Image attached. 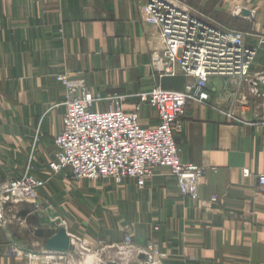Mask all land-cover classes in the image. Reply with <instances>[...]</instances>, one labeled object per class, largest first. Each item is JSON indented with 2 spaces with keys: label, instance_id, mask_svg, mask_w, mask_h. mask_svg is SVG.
<instances>
[{
  "label": "crops",
  "instance_id": "1",
  "mask_svg": "<svg viewBox=\"0 0 264 264\" xmlns=\"http://www.w3.org/2000/svg\"><path fill=\"white\" fill-rule=\"evenodd\" d=\"M146 1L0 0L4 177L21 176L39 128L34 166L46 184L39 191L38 211L26 220L6 209L0 264H34L15 235L22 233L21 226L38 225L54 229L50 237L65 226L71 236L103 250L122 245L130 234L136 247L154 242L164 256L162 264H264V192L258 183L264 175L263 81L253 86L213 76L208 79L209 100L188 105L183 129L175 136L182 160L206 169L199 202L181 195L168 169H157L143 188L133 181L119 186L76 182L69 169L61 174L49 169L66 112L67 91L58 75L83 80L94 97L121 95L127 113L136 110L141 94L157 85L182 91L187 84L180 78L160 79L152 67L163 46L158 31L141 19ZM174 1L244 33L248 45L258 46L264 37V0ZM250 78H264V46ZM110 107L108 101H98L94 110ZM139 116L144 127L159 123L157 111L149 106ZM212 197L218 201L210 202ZM38 242L43 245L36 240L35 250H41Z\"/></svg>",
  "mask_w": 264,
  "mask_h": 264
},
{
  "label": "built area",
  "instance_id": "2",
  "mask_svg": "<svg viewBox=\"0 0 264 264\" xmlns=\"http://www.w3.org/2000/svg\"><path fill=\"white\" fill-rule=\"evenodd\" d=\"M141 19L161 37L162 55L155 53L154 70L160 79L183 76L190 79L184 91H171L161 85L139 96V104L132 113L124 110V97L115 94L107 99L94 97L83 80L70 74H61L57 81L67 89L63 129L54 139V160L49 169L53 174L71 170L76 179L106 180L117 184L133 181L145 187L157 169H168L177 180L183 197L201 201L200 188L206 171L180 157L175 134L183 129V118L192 101L209 100L208 79L223 76L241 79L257 86L250 72L258 49L264 46V37L258 46L247 43L245 34L223 28L215 22L198 18V14L174 4L170 0H147L140 7ZM109 101L106 111H94L98 101ZM143 106L155 109L159 116L157 125L140 124ZM31 169L19 179L9 180L0 186V225L6 218L5 204L11 202L37 203L39 191L45 182L32 175ZM249 177L250 171L245 170ZM264 192V175L258 177ZM213 197L210 202H217ZM130 247L132 242L126 239ZM144 254L147 264H157L164 256L155 245Z\"/></svg>",
  "mask_w": 264,
  "mask_h": 264
},
{
  "label": "rangeland",
  "instance_id": "3",
  "mask_svg": "<svg viewBox=\"0 0 264 264\" xmlns=\"http://www.w3.org/2000/svg\"><path fill=\"white\" fill-rule=\"evenodd\" d=\"M172 1L174 4L176 5H180L181 7H185L191 11H193L195 14H198V18L201 19V20H204L206 22H216L212 17L210 16H207L206 14L202 13L199 11V9H197L196 7L194 6H191V5H188L187 3H182V2H178V1H174V0H170ZM191 4H194V3H191ZM239 32V31H237ZM242 33V32H241ZM244 34V33H243ZM260 49V48H259ZM157 52V51H156ZM159 55H162V49L158 51ZM155 55V54H154ZM258 55V54H257ZM257 57V56H256ZM155 60V59H154ZM153 60V62H154ZM153 67V65H152ZM154 69V67H153ZM155 71V70H154ZM156 72V71H155ZM157 73V72H156ZM67 74V73H65ZM61 75V74H60ZM59 76V75H58ZM57 76V77H58ZM70 76L72 78H74L71 74ZM57 77H56V80H57ZM178 79L180 78L181 80L183 81H186V82H190L191 80L190 79H187L183 76H180V77H177ZM75 80H77L76 78H74ZM175 80H178L176 78H174ZM178 80V81H181V80ZM173 80V81H175ZM79 81V80H78ZM58 82V81H57ZM61 85V84H60ZM62 86V85H61ZM185 86H186V83H185ZM65 88V87H64ZM166 88V87H165ZM185 88V87H184ZM66 89V88H65ZM88 89V88H87ZM153 89V88H152ZM151 89V90H152ZM166 90H170V89H166ZM185 89H183L182 91H184ZM67 91V89H66ZM89 91V89H88ZM171 91H178V90H171ZM90 92V91H89ZM91 93V92H90ZM92 94V93H91ZM93 95V94H92ZM107 99V98H105ZM106 101V100H105ZM109 102V101H108ZM110 103V102H109ZM111 104V103H110ZM94 110V109H93ZM95 111V110H94ZM245 111V110H244ZM249 114H252V113H249ZM251 117V116H250ZM183 122V121H182ZM40 138H41V131L40 129H36L35 132H34V135H33V139H32V143H31V146H30V152H29V157H28V162L26 164V168L24 171H22L21 173V176L19 178H21L28 170V168L30 167L31 171L30 173L36 177H38L35 173V166H34V159H35V155H36V152L38 150V147H39V143H40ZM175 140H176V136H175ZM177 143V142H176ZM179 148V147H178ZM2 158V155L0 154V159ZM4 159L2 158L0 160V186L3 185L4 183H6L7 181H9L10 179H7L4 177V169H6V166L4 164V162H1L3 161ZM54 160V159H53ZM52 160V161H53ZM51 161V162H52ZM187 162V161H186ZM191 163V162H189ZM194 164V163H193ZM196 165V164H195ZM198 166V165H197ZM200 167V166H199ZM204 168V167H202ZM205 169V168H204ZM71 171V170H70ZM206 171V169H205ZM157 172V170L155 171V173ZM170 172V171H169ZM72 173V172H71ZM73 176V174H72ZM74 177V176H73ZM153 177V176H152ZM250 177V176H249ZM19 178H16V179H19ZM39 178V177H38ZM75 178V177H74ZM248 178V177H247ZM7 179V180H6ZM13 180V179H12ZM75 181L76 182H80V181H85V182H93V183H96V184H102L104 182H108L112 185H116V186H119V185H124L126 182H129V181H125L123 182L122 184H117L115 183L114 181L110 180V179H106V180H96V181H93V180H82V179H76L75 178ZM259 183V181H258ZM137 185V184H136ZM146 186V185H145ZM259 188H260V185H259ZM260 191L261 188H260ZM263 192V191H262ZM182 195V194H181ZM213 198V197H212ZM217 198V197H216ZM218 199V198H217ZM40 200V194H39V199L38 201ZM38 211V210H37ZM5 221H6V218H5ZM41 222H43V220L41 219ZM34 228H41L40 225L38 226H35ZM46 229V233L48 234L46 236V238H49V234H53L54 232V229H51V227L49 228L47 225L45 227ZM26 229H22V226H21V234L23 235V237L25 238V241L23 245H27L29 244L31 246L32 244V247L33 245L36 247L35 243H36V240H40V239H37V238H31L30 236H27L26 234ZM77 238V237H75ZM80 241H81V244L77 247V249L75 251H71V253H68L67 255H50L48 254H45V248H44V241H42L43 245L41 247V250H34L33 253H29L30 256H53V257H56L58 258L59 260L62 259L63 261H71L72 264H80V260L81 258L83 257V255H94L98 258V261H99V264H109V261H115L117 262L118 264H147L146 262H142L140 260V256L141 255H144V254H140V255H137L138 253V250H142L143 252H148V248L149 246L151 245H155L157 247V245L154 243V242H150L148 243V245L143 248V247H136L135 244H134V241H133V238L130 234H126L124 236V241H123V244L120 245V246H117V247H114L112 248L111 250L107 249V250H103L101 247H95V246H91V245H86L85 242L83 241V239L81 238H78ZM126 239H130L132 244L131 246L129 247L128 244L126 243ZM41 241V240H40ZM34 248V247H33ZM158 249V247H157ZM159 251V249H158ZM160 253V251H159ZM161 254V253H160ZM148 259V258H147ZM32 260V259H31ZM148 261V260H147ZM33 262V260H32ZM34 264H43V263H37V262H33ZM150 264H154V263H150ZM157 264H162V259L159 258L157 259Z\"/></svg>",
  "mask_w": 264,
  "mask_h": 264
},
{
  "label": "water",
  "instance_id": "4",
  "mask_svg": "<svg viewBox=\"0 0 264 264\" xmlns=\"http://www.w3.org/2000/svg\"><path fill=\"white\" fill-rule=\"evenodd\" d=\"M5 208L9 209L12 208L14 211V215L18 220H26L31 214L35 213L39 209V205L37 203H30V202H22L18 204H13L11 202H7L5 204ZM27 236H30L31 238H37L41 241H44V248H45V254L50 255H67L68 253H71V251H75L77 247L81 244V241L78 238H75L71 236L67 228L65 226L61 227V229L56 233L55 235L46 238L48 235L46 233L45 228H34L29 227L26 230ZM15 238L18 241L26 242L25 238L20 234L17 233L15 235ZM26 251L29 253H33L35 250L32 246L29 244L26 245ZM140 260L142 262H148L147 257L145 255L140 256ZM105 264V263H104ZM109 264H118L115 261H109Z\"/></svg>",
  "mask_w": 264,
  "mask_h": 264
},
{
  "label": "bare ground",
  "instance_id": "5",
  "mask_svg": "<svg viewBox=\"0 0 264 264\" xmlns=\"http://www.w3.org/2000/svg\"><path fill=\"white\" fill-rule=\"evenodd\" d=\"M38 241V240H37ZM39 247H41V243ZM39 249V248H35ZM31 259L33 262L37 263H46V264H72L71 261H63L62 259H55L52 256H45V257H40V256H31ZM80 264H99L98 258L94 255H83V257L80 260Z\"/></svg>",
  "mask_w": 264,
  "mask_h": 264
}]
</instances>
